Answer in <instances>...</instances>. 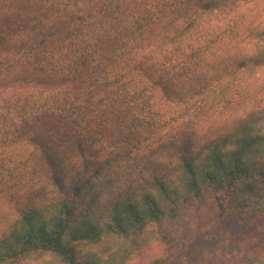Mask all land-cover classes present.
I'll return each mask as SVG.
<instances>
[{
	"label": "trees",
	"instance_id": "obj_1",
	"mask_svg": "<svg viewBox=\"0 0 264 264\" xmlns=\"http://www.w3.org/2000/svg\"><path fill=\"white\" fill-rule=\"evenodd\" d=\"M234 214L264 222V0H0V264H171Z\"/></svg>",
	"mask_w": 264,
	"mask_h": 264
},
{
	"label": "rangeland",
	"instance_id": "obj_2",
	"mask_svg": "<svg viewBox=\"0 0 264 264\" xmlns=\"http://www.w3.org/2000/svg\"><path fill=\"white\" fill-rule=\"evenodd\" d=\"M220 68H210L206 73L209 76H215ZM261 73V70L254 72L255 75ZM246 109L247 107L244 105V107L234 108L231 112L234 115L237 113V115H241ZM214 118L215 115L211 114L207 119H202V126H207ZM177 150L179 149L174 151L173 156ZM3 210L4 217L15 214L13 206ZM263 228L264 222L262 221L256 223L243 218L240 214H234L225 218L221 226L211 228L194 239L184 236L180 244L186 245V249L179 253L171 264H242L245 256L249 252L255 253L256 245L263 240ZM3 229L4 225L1 221L0 232ZM161 252L162 247L152 246L126 264H147Z\"/></svg>",
	"mask_w": 264,
	"mask_h": 264
}]
</instances>
